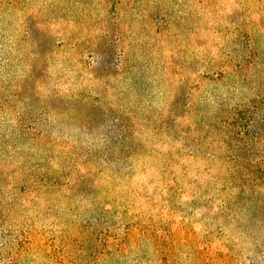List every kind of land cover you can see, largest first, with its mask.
I'll return each mask as SVG.
<instances>
[{
  "label": "rangeland",
  "instance_id": "1",
  "mask_svg": "<svg viewBox=\"0 0 264 264\" xmlns=\"http://www.w3.org/2000/svg\"><path fill=\"white\" fill-rule=\"evenodd\" d=\"M0 264H264V0H0Z\"/></svg>",
  "mask_w": 264,
  "mask_h": 264
}]
</instances>
